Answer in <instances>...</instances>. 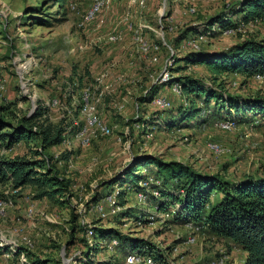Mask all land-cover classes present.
<instances>
[{
    "label": "rangeland",
    "instance_id": "374dc122",
    "mask_svg": "<svg viewBox=\"0 0 264 264\" xmlns=\"http://www.w3.org/2000/svg\"><path fill=\"white\" fill-rule=\"evenodd\" d=\"M142 1L141 4L140 0H113L98 16L103 19L100 27L98 19L79 27L93 0H65L63 7L56 0H0V103L13 102L15 112L22 115L42 101L51 107V121L57 122L62 109L74 106L69 102L77 100L83 91L95 93L103 88L97 110L113 130L110 136L93 138L86 147L69 138V161L59 165V171L72 181L68 204L53 206L47 200L33 199L28 188L21 196L12 198L14 192L0 186V197L5 196L1 198L4 209L0 213V236L17 241L41 259H49V264H87L83 255L87 249L81 239L88 243V238L79 230L82 225L77 209L90 201L100 181L121 173L134 154L180 161L226 180L264 173V120H259V115L253 122L238 124L231 131H223L217 127V121L210 119L203 125L180 130L156 126L148 136L133 126L156 111L151 104H141L139 97L157 83L156 78L167 61L173 75L200 77L242 98L264 97V78L231 73L214 75L204 65L182 61L189 49L177 40L180 31L225 11L238 0ZM114 30L121 32L122 39L109 43L105 35ZM136 34L142 41L158 45L156 61L151 60L152 52L143 50ZM249 37H264V24L248 25L237 34L216 36L202 47L221 50ZM178 65L187 66L177 71ZM108 66L112 68L110 81L116 74L124 75L125 81L113 85L106 80L98 87L100 75ZM75 73L83 81L73 92L70 78ZM161 93L173 106L182 102L167 85L161 88ZM62 97L63 104L53 105L54 100ZM210 142L218 143L225 152L212 153L207 148ZM63 147H53L49 153L58 155L64 151ZM27 153L23 144L12 150V154ZM136 191L135 186L127 190L128 204L135 203ZM31 204L34 211L30 215L27 209ZM85 218L93 227L111 225L107 218L96 215ZM73 225L76 226L71 237ZM115 227L123 235L143 238L168 249L174 264H242L246 256L241 248L224 244L188 224L168 223L164 219L137 225L123 220ZM190 237H194L193 242H189ZM113 253L100 249L95 259L101 261ZM116 256L125 264L126 254ZM0 264L20 263L14 256L7 259L1 254Z\"/></svg>",
    "mask_w": 264,
    "mask_h": 264
},
{
    "label": "trees",
    "instance_id": "16d2710c",
    "mask_svg": "<svg viewBox=\"0 0 264 264\" xmlns=\"http://www.w3.org/2000/svg\"><path fill=\"white\" fill-rule=\"evenodd\" d=\"M64 1L56 0V3L63 7ZM263 19L264 0H238L225 11L182 29L177 40L181 45L186 39L199 35L208 40L227 30L237 34ZM182 61L204 65L214 75L231 73L247 78L256 75L264 78V37L245 38L221 50L207 49L201 45L198 49H189ZM186 66L178 65L175 70L180 71ZM87 75H90L88 70ZM70 79V87L74 92L81 87L83 77L75 73ZM174 82L180 85L181 94L176 97L182 102L178 106L156 110L145 119L147 126L180 130L203 125L209 119H229L243 124L253 122L255 116L259 115L260 120H264V97L242 98L231 95L220 85L181 73H172L171 79L164 84H153L139 97L140 103L150 104L162 87ZM63 99L58 100L59 104L64 103ZM14 106L13 102L0 103V186L9 193L13 191L12 198L21 196L28 188L33 199L47 200L53 206L68 204L72 196V181L59 171V165L62 162L67 164L69 153L64 150L56 155L49 153V150L60 146L66 138L73 137L77 132L79 127L73 122L76 119L79 124L82 123L79 119V104L62 109L57 122L51 121V107L42 101H38L31 112L22 115L15 112ZM18 144H23L28 153L12 154ZM141 181H148V186L141 187ZM98 186L89 202H96L104 191L117 186V202L124 208L106 219L111 224L108 227H94V239L97 237L98 240L92 246L88 245L85 238L81 239L87 249L83 254L87 264H122L117 253L149 256L156 264H174L169 258L168 249L143 238L123 235L115 227L123 220L147 224L151 208H155L156 213L168 214L165 219L168 223L191 224L224 244L241 248L246 253L242 264H264V173L226 180L218 174L195 170L180 161H165L156 155L134 154L121 173L100 181ZM134 186L146 197L143 207L129 206L125 199L127 190ZM153 192L158 195L154 196ZM0 198L5 199V196L1 194ZM72 218L74 222L76 215L73 214ZM75 226L71 227V237ZM79 230L86 233L82 226ZM112 239L118 241L115 254L97 261L96 254L100 249L106 250V244ZM6 251V247H0V255ZM22 252L30 264L50 262L49 259L37 257L25 246L17 247L12 251V256L18 258Z\"/></svg>",
    "mask_w": 264,
    "mask_h": 264
},
{
    "label": "built area",
    "instance_id": "2783aa9c",
    "mask_svg": "<svg viewBox=\"0 0 264 264\" xmlns=\"http://www.w3.org/2000/svg\"><path fill=\"white\" fill-rule=\"evenodd\" d=\"M113 0H93L91 7L86 11L84 18L82 21L78 23V26H84L88 22H92L94 20H97V27H100L101 25L99 23L103 22V19H99L98 16L100 13L108 8L110 3ZM140 3L142 4L143 1L140 0ZM256 24H264V19L260 23ZM215 28V26H214ZM137 32V31H136ZM233 33L231 30H227L223 32V34ZM106 39L109 43H115L117 41H120L122 39V34L120 31H110L106 35ZM135 39L140 42V45L143 47L144 51H149L153 53V56L151 58L152 61L157 60V56L155 55L158 52V45L155 44H148L146 41H142L139 38V35L136 34ZM207 42V38L203 35H199L197 38H189L186 39L182 46L187 49H198L203 43ZM172 51V50H171ZM168 64H170V61H167L165 63V66L160 70L156 82L158 84H164L168 82L172 77V72L168 68ZM112 71L111 66H108L106 70L100 75V79L98 80V87H100V84L106 82L108 80L110 83L120 84L125 81V76L122 74H116L115 77H113L110 81V72ZM255 79H262V76L256 75L254 77ZM103 89V88H102ZM97 90L95 93H90L88 91H83L80 94V98L78 100H74V105L76 103L79 104V119L82 121L81 124H79V121L74 119V124L78 125V130L73 136V140L77 142V144L81 147H86L89 145L90 141L93 138H96L98 136L100 137H107L112 135V127L101 117L100 113L97 110L98 103L100 102L103 90ZM170 91L175 96H180L181 94V88L180 85L176 82L172 83L169 86ZM59 102L57 100L53 101V105H58ZM151 106L156 110H163L167 109L172 105V102L170 99L162 94L161 92L154 96L152 99V102L150 103ZM122 106L119 107L121 109ZM68 113L70 114V109L68 110ZM257 116V115H256ZM144 119V120H143ZM142 120H138L134 123V127L138 128L139 130L143 131L145 135H149L151 131H154L156 129V126H147V123H145V119H147V116L144 117ZM260 120V119H259ZM256 124L258 123V119L254 121ZM217 127L222 129L223 131H231L233 130L238 124L235 122V120H222L216 122ZM61 146H64V150H70L71 149V142L69 141V138H66ZM207 148L209 151H211L214 154L224 153L225 150L215 142H210L207 144ZM152 179H149L151 181ZM139 185L141 187H147L148 181H141L139 182ZM117 194H118V188L117 186H113L112 189L104 191L102 196L96 201V202H88L85 205H81L77 209V213L79 216L80 224L86 229V236L88 238V245L92 246L95 243L94 239V227L90 226L88 220L85 218V215H96V217L100 219H105L108 217H112L116 215L119 211H121L124 207H122L117 202ZM154 196H157V192H153ZM135 203L128 204L129 206H136V207H143L146 203V197L144 193L141 190L136 191L135 193ZM4 209V202L0 198V213H2ZM34 211V205L31 204L30 207L27 209L28 214H32ZM168 218V214L163 213H156L155 208H153V211L151 209L149 210L147 221L148 222H154L158 220H164ZM137 225H141V223H136ZM189 226L193 227L191 224H188ZM25 240V239H24ZM189 242H193L194 237L189 238ZM27 242V240L25 241ZM118 244L117 239H112L106 244V251L109 253H113L115 246ZM20 245L15 240H7L4 237L0 236V247H6L8 251L4 252L2 256L5 258H11L12 257V251H15L17 247ZM18 260L20 264H30L28 258L26 255L22 252L18 255ZM125 264H156L155 261L149 257H139L134 254H128L125 257Z\"/></svg>",
    "mask_w": 264,
    "mask_h": 264
},
{
    "label": "crops",
    "instance_id": "0c3cea01",
    "mask_svg": "<svg viewBox=\"0 0 264 264\" xmlns=\"http://www.w3.org/2000/svg\"><path fill=\"white\" fill-rule=\"evenodd\" d=\"M132 155H133V154H132ZM132 155H131V156H132Z\"/></svg>",
    "mask_w": 264,
    "mask_h": 264
}]
</instances>
